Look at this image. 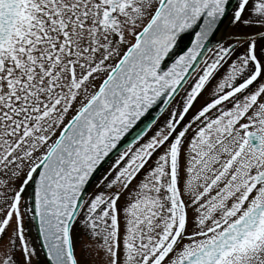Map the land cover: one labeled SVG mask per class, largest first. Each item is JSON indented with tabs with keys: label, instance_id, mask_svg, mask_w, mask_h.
<instances>
[{
	"label": "snow or ice",
	"instance_id": "snow-or-ice-1",
	"mask_svg": "<svg viewBox=\"0 0 264 264\" xmlns=\"http://www.w3.org/2000/svg\"><path fill=\"white\" fill-rule=\"evenodd\" d=\"M0 264H264V0H0Z\"/></svg>",
	"mask_w": 264,
	"mask_h": 264
},
{
	"label": "rangeland",
	"instance_id": "rangeland-1",
	"mask_svg": "<svg viewBox=\"0 0 264 264\" xmlns=\"http://www.w3.org/2000/svg\"><path fill=\"white\" fill-rule=\"evenodd\" d=\"M207 94H208V92H207V91H205L204 95H205V96H207ZM197 106H199V105H197Z\"/></svg>",
	"mask_w": 264,
	"mask_h": 264
}]
</instances>
